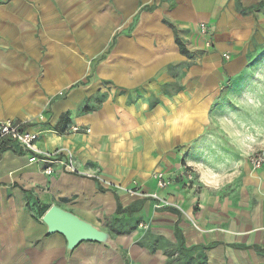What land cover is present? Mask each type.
<instances>
[{
  "label": "crops",
  "instance_id": "1",
  "mask_svg": "<svg viewBox=\"0 0 264 264\" xmlns=\"http://www.w3.org/2000/svg\"><path fill=\"white\" fill-rule=\"evenodd\" d=\"M199 23L234 61L256 29L264 39V0H0V121L36 133L41 150L70 149L79 171L48 175L16 144H0V264H264V165L253 171L246 133L207 130L203 109L220 90H189L187 68L169 67L190 54L173 27L197 33ZM245 52L235 79L248 72ZM97 86L106 96L95 104ZM233 93L241 101L238 85L226 101ZM67 125L78 132L65 134ZM254 146L264 149V134ZM156 172L168 188L158 190ZM127 188L181 208L156 210ZM53 205L113 246L68 252L42 222Z\"/></svg>",
  "mask_w": 264,
  "mask_h": 264
},
{
  "label": "rangeland",
  "instance_id": "2",
  "mask_svg": "<svg viewBox=\"0 0 264 264\" xmlns=\"http://www.w3.org/2000/svg\"><path fill=\"white\" fill-rule=\"evenodd\" d=\"M201 24H205L207 27L205 33H203L200 28ZM173 30L177 37H181L183 40L185 37V45L189 49L190 54L188 59H177L175 62L173 61L172 66L169 67L173 69L187 68V85H189V90L192 88L195 89L196 85H202L204 87H209L210 89L215 87L214 90L212 89L213 91L211 94L220 90L219 98L221 101L218 104L214 102L208 108L203 109V114L207 117L208 122L207 130L223 133H227V131L241 134L246 133L247 140L244 142L243 146H246L248 149L247 153H245L248 160L253 153L260 151L264 152V149H259L257 146H254L259 137L264 134V102H259L258 104V102L256 103L254 100H248L247 97V95L249 96L251 94L250 92L256 93L254 95L255 98L256 96L259 98L260 95H264V39L262 40L260 38L261 32L256 29L253 34V43L248 44L249 50L246 52L243 49L240 50L233 61V59L230 60L227 53L219 55L218 51L215 50L212 31L206 23H199L197 33H192V31L187 32L191 35H187L185 30L181 31L178 27H173ZM243 52L249 57L246 61L248 72L235 79L230 73L233 69L236 72L239 71L238 69L242 66V61H244ZM221 60H224L225 63L233 61V67L230 69L227 64L223 69L220 65ZM87 68H92L94 71L96 68L95 61L87 63ZM201 70L204 72H201ZM223 70H225L226 73ZM195 71H199V74L195 73ZM191 72L192 74H190ZM175 77L176 76L173 78ZM235 85H238L240 88V93L242 94L241 101L234 102L232 99L234 98L233 95H236V93H233L231 95L229 94L231 98L230 102H227L226 97L229 90ZM104 89L107 90V88H103L102 91H104ZM108 89H111V87H108ZM94 90L98 91L90 94L93 98V102L98 104L100 98L106 96V94L105 92L101 94L99 86L92 91ZM99 93L101 94V97L99 96ZM192 93L195 94L196 90H193ZM60 95H62V93H60ZM234 104L240 106L233 107ZM71 127L72 126L69 125L66 126L64 131L65 134H70L73 128H77L74 126ZM63 149L70 151V149L65 147L57 150ZM252 169L253 171L256 170L253 167Z\"/></svg>",
  "mask_w": 264,
  "mask_h": 264
},
{
  "label": "built area",
  "instance_id": "3",
  "mask_svg": "<svg viewBox=\"0 0 264 264\" xmlns=\"http://www.w3.org/2000/svg\"><path fill=\"white\" fill-rule=\"evenodd\" d=\"M200 28L203 33L206 32L207 27L205 24H201ZM42 118L43 117H41V119ZM72 132L77 133L78 128H73ZM37 140L38 135L36 133L27 131L21 125L12 121H0V144L4 142L16 144L22 151L29 155L31 163L47 165L44 170L48 175H52L59 171L70 174L79 173L75 166L74 155L71 151L64 149L56 150L54 152L41 150L37 146ZM249 160L254 169H260L264 165V152L260 151L253 153ZM188 169L185 170L182 177L184 180L192 181L194 179L193 172ZM152 177L156 181L158 190H164L171 185L169 178H167L162 172H156ZM126 192L153 200L154 208L156 210L181 208L162 197L158 192L142 193L139 188H127Z\"/></svg>",
  "mask_w": 264,
  "mask_h": 264
},
{
  "label": "water",
  "instance_id": "4",
  "mask_svg": "<svg viewBox=\"0 0 264 264\" xmlns=\"http://www.w3.org/2000/svg\"><path fill=\"white\" fill-rule=\"evenodd\" d=\"M42 222L48 235L59 234L65 238L68 252L86 242L99 243L109 248L114 244L109 233L58 205H53L44 214Z\"/></svg>",
  "mask_w": 264,
  "mask_h": 264
},
{
  "label": "trees",
  "instance_id": "5",
  "mask_svg": "<svg viewBox=\"0 0 264 264\" xmlns=\"http://www.w3.org/2000/svg\"><path fill=\"white\" fill-rule=\"evenodd\" d=\"M177 44H178L179 47H181V48L183 47L182 43H180L179 41H177ZM121 211H122V209H121V206L119 204L117 212L121 213Z\"/></svg>",
  "mask_w": 264,
  "mask_h": 264
}]
</instances>
